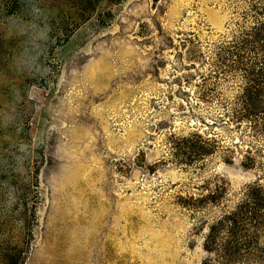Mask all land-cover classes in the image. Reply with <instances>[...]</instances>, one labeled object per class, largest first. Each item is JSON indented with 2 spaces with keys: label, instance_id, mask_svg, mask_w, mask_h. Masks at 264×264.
<instances>
[{
  "label": "rangeland",
  "instance_id": "374dc122",
  "mask_svg": "<svg viewBox=\"0 0 264 264\" xmlns=\"http://www.w3.org/2000/svg\"><path fill=\"white\" fill-rule=\"evenodd\" d=\"M247 7L0 0V264H264Z\"/></svg>",
  "mask_w": 264,
  "mask_h": 264
},
{
  "label": "trees",
  "instance_id": "16d2710c",
  "mask_svg": "<svg viewBox=\"0 0 264 264\" xmlns=\"http://www.w3.org/2000/svg\"><path fill=\"white\" fill-rule=\"evenodd\" d=\"M263 9L264 0H248L246 10L253 13L250 27L218 47L219 52L226 55V58L222 59L224 63H221L224 66L232 68L234 65H243L242 70L245 71L251 65L258 69L257 77L247 81L248 100H257L259 95H264V19L261 17Z\"/></svg>",
  "mask_w": 264,
  "mask_h": 264
}]
</instances>
